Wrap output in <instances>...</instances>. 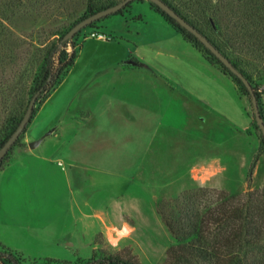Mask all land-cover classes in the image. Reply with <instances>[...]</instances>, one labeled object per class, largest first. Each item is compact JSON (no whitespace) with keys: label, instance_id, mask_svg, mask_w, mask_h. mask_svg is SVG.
Instances as JSON below:
<instances>
[{"label":"rangeland","instance_id":"1","mask_svg":"<svg viewBox=\"0 0 264 264\" xmlns=\"http://www.w3.org/2000/svg\"><path fill=\"white\" fill-rule=\"evenodd\" d=\"M167 3L248 80L263 111L264 0ZM91 12L88 0H0V146L35 94L49 45ZM66 41L51 59L55 86L61 63L72 53L74 62L42 116L54 121L67 106L89 113L77 126L44 132L46 121H34L45 101L37 95L0 161V264H12L8 252L18 264L109 255L164 264L176 240L158 207L203 210L219 191L264 190V139L245 87L152 3L131 0ZM101 59L121 60L127 71L101 68ZM244 205L264 208V198Z\"/></svg>","mask_w":264,"mask_h":264},{"label":"trees","instance_id":"2","mask_svg":"<svg viewBox=\"0 0 264 264\" xmlns=\"http://www.w3.org/2000/svg\"><path fill=\"white\" fill-rule=\"evenodd\" d=\"M163 1L167 3V0ZM112 3L113 1L110 0L98 5L94 0H88V11H93L91 13H94L112 5ZM152 5L170 23H173L184 36L197 45L202 46L213 59L221 63L194 35L176 23L159 7ZM168 5L181 15L175 6ZM182 17L197 29L191 20H187L185 16ZM198 31L200 32L199 29ZM62 37L51 43L46 50L42 78L35 87V92L38 91L40 98L44 97L46 99L73 65L75 55L72 53L59 66L58 71L59 73L62 72V78L57 81L55 86L52 82L51 59L58 47L65 45L67 42L62 41ZM209 41L213 44L211 40ZM213 45L215 46V44ZM221 65L225 70L229 71L222 63ZM229 73L235 76L230 71ZM255 96L259 101V94L255 93ZM259 111L263 115L264 110L262 111L260 106ZM253 197L261 203L264 198V190L261 189L253 194L248 193L243 197L228 195L219 191L212 204L203 210L194 204H188L177 209L158 207V213L176 240L175 244L167 248L164 264H264V208L260 206L249 208L244 205L245 202L251 201ZM6 259L12 264H18L11 252L7 253ZM89 264L138 263L133 257L123 260L109 255L93 259Z\"/></svg>","mask_w":264,"mask_h":264},{"label":"water","instance_id":"3","mask_svg":"<svg viewBox=\"0 0 264 264\" xmlns=\"http://www.w3.org/2000/svg\"><path fill=\"white\" fill-rule=\"evenodd\" d=\"M130 1L131 0H121L111 6L105 7L103 9H100L94 13H91L85 16L84 18L80 19L77 23H75L63 35L62 41H66L68 38L72 37L78 30L84 28L85 26H88L90 23L95 22L103 17H106L110 14H113L119 11L124 6H126ZM148 1L156 5L157 7H159L160 10H162L170 18L175 20L176 23H178L181 27H183L185 30H187L192 35H194L207 49L210 50L211 53H213L221 61V63L225 67L229 69V71L232 74H234L237 78L241 80L242 84L245 86L246 90L248 91V94L250 97V103H251L252 110H253L254 120L256 122L258 129L260 130L262 137L264 138V122L261 117L260 111L258 109L257 98L248 80L230 63V61L218 49H216V47L202 33H200L194 26L188 23L181 15H179L167 3H165L163 0H148ZM130 63H134V62L131 61ZM37 95H38V91L35 92V94L31 97L27 105L26 111L23 114V117L21 121L18 123L17 127L14 129L11 135L6 139V141L0 146V161L3 158V156L7 153L8 149L15 143L19 135L25 129L29 121ZM34 144L35 142L29 143L30 146Z\"/></svg>","mask_w":264,"mask_h":264},{"label":"crops","instance_id":"4","mask_svg":"<svg viewBox=\"0 0 264 264\" xmlns=\"http://www.w3.org/2000/svg\"><path fill=\"white\" fill-rule=\"evenodd\" d=\"M123 58V57H122ZM140 64H142L143 66H144V63H141V62H139ZM98 64L100 65V67L102 68H106V69H109V70H111V69H116L117 67V65L119 64L120 65V67L119 68H121L122 70V72H126L127 70H126V66H125V63L124 62H122L121 60L120 61H118V62H112V61H106V60H98ZM122 66H124V67H122ZM145 67V66H144ZM91 73H93V74H97L98 73V71L97 70H93V71H91ZM108 75V73H106L104 76H107ZM102 79H103V77L101 78V82H102ZM60 85H59V89L60 88H62L64 85H65V83H59ZM84 84V83H83ZM95 84L97 85L98 84V82L97 81H95ZM82 85V84H81ZM82 87V86H81ZM59 89H55L54 90V93H52V95L53 94H55V93H57L58 91H59ZM77 88H73V90H74V92H77V90H79V89H77ZM51 95V94H50ZM50 95L45 99V101L41 104V106H40V108L38 109V111H37V113H36V115H35V118H34V121H36V122H38V120H40V121H42V122H45L46 121V128H44V132H49V131H53V132H56L57 130H59V131H65V129H68V128H70V127H74L75 125L77 126V125H79L80 123H81V116L82 115H87L89 112H88V107H85L86 108V111L83 113V114H78V115H76L74 112H69L68 110H67V108H68V106H67V108H63L66 112L64 113V117H63V115H61V116H59V118L57 117L56 119H54V121H53V119H51V115L52 114H48V113H45V115H43L42 116V110H43V107L45 106V104L50 100ZM262 102L264 103V94H262ZM71 102V101H70ZM64 105H66V101H64V103H63V107H65ZM79 110H82V108H80ZM42 117H44L45 119H43ZM83 117V116H82ZM83 119V118H82ZM39 121V122H40ZM74 130V129H73ZM44 132H42V133H44ZM53 141V140H52ZM56 141L57 142H60V139H56ZM74 165V164H73ZM75 166V165H74ZM85 204V203H84Z\"/></svg>","mask_w":264,"mask_h":264},{"label":"built area","instance_id":"5","mask_svg":"<svg viewBox=\"0 0 264 264\" xmlns=\"http://www.w3.org/2000/svg\"><path fill=\"white\" fill-rule=\"evenodd\" d=\"M91 36H94L96 39H106V36L100 33H92Z\"/></svg>","mask_w":264,"mask_h":264}]
</instances>
